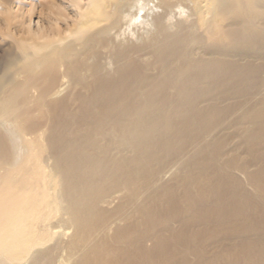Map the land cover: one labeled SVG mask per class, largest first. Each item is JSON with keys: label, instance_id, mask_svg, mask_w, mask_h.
Segmentation results:
<instances>
[{"label": "bare ground", "instance_id": "6f19581e", "mask_svg": "<svg viewBox=\"0 0 264 264\" xmlns=\"http://www.w3.org/2000/svg\"><path fill=\"white\" fill-rule=\"evenodd\" d=\"M0 264H264V0H0Z\"/></svg>", "mask_w": 264, "mask_h": 264}]
</instances>
